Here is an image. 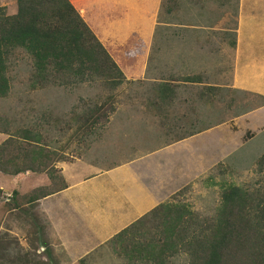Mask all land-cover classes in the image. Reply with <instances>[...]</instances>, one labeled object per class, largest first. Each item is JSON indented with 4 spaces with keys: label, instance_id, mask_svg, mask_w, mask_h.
Masks as SVG:
<instances>
[{
    "label": "rangeland",
    "instance_id": "obj_1",
    "mask_svg": "<svg viewBox=\"0 0 264 264\" xmlns=\"http://www.w3.org/2000/svg\"><path fill=\"white\" fill-rule=\"evenodd\" d=\"M69 1L115 61L134 43L142 45V54L120 66L124 78L111 89L97 77L40 80L31 54L12 49L6 59L9 88L0 97V144L11 137L13 144L22 143L19 135L28 129L40 135L50 158L58 155L53 166L67 172L78 159L113 166L138 150L200 134L176 150L175 192L124 235L72 256L74 261L55 246L58 236L38 204L27 202L33 186L51 179L26 171L18 175L29 178L17 183L10 176L18 175L0 172V264H146L148 250L174 230L182 240L171 254L166 250L168 259L189 264L193 237L210 233L231 186L246 193L250 204L264 199V128L253 132L244 119H235L264 106L263 96L231 88L238 0ZM0 7L6 15L17 12L16 0H0ZM252 117L264 118V112ZM216 126L228 138L226 153L219 148L214 156L201 142L213 143L217 129L201 132ZM200 145L209 156L199 152ZM187 147L194 153L186 154ZM56 173L55 187L61 184ZM14 190L19 195L13 201Z\"/></svg>",
    "mask_w": 264,
    "mask_h": 264
},
{
    "label": "trees",
    "instance_id": "obj_2",
    "mask_svg": "<svg viewBox=\"0 0 264 264\" xmlns=\"http://www.w3.org/2000/svg\"><path fill=\"white\" fill-rule=\"evenodd\" d=\"M16 3L17 12L13 15H6L0 7V97L5 96L9 88L6 59L14 48H23L31 54L40 80L67 76L65 81L74 82V79L97 77L111 89L118 87L124 78L121 67L132 65L137 59L140 45L134 43L133 49L120 53L115 61L69 0H16ZM99 120L96 118L91 123ZM19 136L22 143L13 144L11 137L0 144V172L18 175L31 171L45 173L51 179L47 185L29 190L27 202L30 204L63 189L66 183L60 174L61 184L55 187L54 175L60 169L53 163L60 158L58 155L50 158L40 142V135L22 129ZM18 195L14 190L12 200ZM246 199L247 194L237 186L225 192L224 205L210 233L193 237L189 264H264V199H257L255 204ZM157 207L115 236L124 235ZM179 231L180 228L176 230ZM171 232L161 238L156 249L148 250L144 257L146 264H171L166 250L169 248L170 253L177 241L182 240L173 237L175 230Z\"/></svg>",
    "mask_w": 264,
    "mask_h": 264
},
{
    "label": "crops",
    "instance_id": "obj_3",
    "mask_svg": "<svg viewBox=\"0 0 264 264\" xmlns=\"http://www.w3.org/2000/svg\"><path fill=\"white\" fill-rule=\"evenodd\" d=\"M237 12L231 88L264 97V0H238ZM141 54L140 49L135 62ZM260 112H264V106L235 119H244L248 130L254 132L260 127L264 128L263 117H252ZM253 119L257 122L254 123ZM217 128L220 127L209 128L201 134ZM215 131L217 134L214 141H211L213 143L201 142L203 148L209 150L208 153L213 151L214 156L219 148V152L225 150L228 138L225 129ZM199 134L182 136L156 147L145 146L147 150H138L129 159L113 166L100 167L94 162L78 159L71 163L73 167L66 172L64 167L57 165L66 186L35 201L43 216L50 221L52 234L62 241L60 244L54 240L58 244L55 246L64 248L71 258L77 256L78 259L165 202L175 192L177 177L172 173L178 168L176 150L181 148L179 145ZM201 145L199 152L209 156L207 152L204 153ZM210 145L213 146L210 148ZM186 151V154L194 153L188 147ZM225 153L226 150L223 151ZM189 158L193 160L194 157ZM180 162L187 169L188 160L182 157ZM28 176L22 174L10 178L20 183L22 179H28ZM45 183L47 181L33 188ZM71 260L74 261L73 258Z\"/></svg>",
    "mask_w": 264,
    "mask_h": 264
}]
</instances>
